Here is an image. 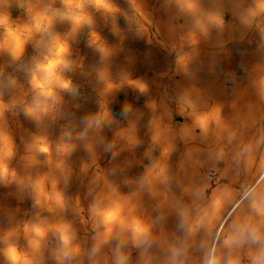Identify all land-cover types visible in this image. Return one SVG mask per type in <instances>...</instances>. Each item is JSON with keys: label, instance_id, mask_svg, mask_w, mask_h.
<instances>
[{"label": "clouds", "instance_id": "obj_1", "mask_svg": "<svg viewBox=\"0 0 264 264\" xmlns=\"http://www.w3.org/2000/svg\"><path fill=\"white\" fill-rule=\"evenodd\" d=\"M166 2L189 17L191 27L187 42L191 46L199 43L198 37L207 38L212 29L224 26L222 13L205 9L201 0ZM128 3L135 15L144 17L138 0H128ZM13 9L22 11L23 19L14 18ZM97 14L111 21V31L116 36L121 32L116 24L118 15L126 21L135 18L123 12L116 0H0V57H7L6 63L0 64V186H15L25 192L36 209L31 217H12L7 227H0L2 264H84L85 259L88 264H103L105 258L111 264H131L132 250L138 253V264H152L149 250L158 240L154 231L158 220L145 215L138 197L142 193L155 196L158 184H168V167L162 161L171 152V146L163 148L161 160L146 166L137 181H124L125 185H136L135 190L127 194L98 173L97 178L104 180V186L87 207V221L82 215L84 209L79 197L73 201L66 195L74 172L69 164L73 153L82 143L95 164L93 137L116 122L107 98L125 87L140 95L150 91L145 81L133 79L127 70L121 69L113 75L111 61L118 49L110 46L97 31ZM262 19L264 0H251L239 16L242 25L259 27L264 38ZM59 26H66V30L60 31ZM82 34H86V46L99 54V65L87 71L83 60L76 58L73 52V45L79 43ZM29 46L32 48L30 56L27 55ZM190 59L188 53L176 54V65L185 74ZM7 68L13 71L7 72ZM77 71L85 77L94 73L100 86L95 90L99 97L98 110L82 118L65 111L68 104L65 96L73 101L72 108H80L75 101L83 93L73 80ZM18 72L23 73L26 80H21ZM256 87L264 100V75L260 76ZM178 103L180 114L187 113L192 118L191 127L181 130L182 139H194L197 129L200 135L207 137L213 126L222 125L220 106L200 111L188 91L179 95ZM146 107L155 111L157 104L154 100L147 101ZM21 112L36 128L22 141V155L8 124L9 115L18 116ZM132 112V105L125 103L121 115L127 119ZM130 125L115 133L113 141L105 145V151L115 148L121 139L130 147L140 144L135 135V123L130 122ZM53 126L59 127L55 139L52 138ZM156 129L152 136L154 143L162 136L159 125ZM144 155L148 157L150 153L146 151ZM18 156L23 170L14 166ZM89 167L82 161L79 170L86 173ZM234 196L231 188L224 187L214 192L198 212L193 213L187 207L179 209L178 227L183 235L168 245L165 264H186L193 247L189 241L200 230L205 233L201 246L195 249L202 253L200 264H264V184L252 185L243 191L240 212L227 228L221 224L220 239L212 238V229ZM69 211L79 215L81 223H91L92 242L87 250L78 238L73 220L67 218ZM106 247L108 252L104 251Z\"/></svg>", "mask_w": 264, "mask_h": 264}, {"label": "bare ground", "instance_id": "obj_2", "mask_svg": "<svg viewBox=\"0 0 264 264\" xmlns=\"http://www.w3.org/2000/svg\"><path fill=\"white\" fill-rule=\"evenodd\" d=\"M116 3L129 17L135 18L126 21L118 15L116 24L121 32L116 36L112 34L111 21H105L97 14V31L110 46L118 49L112 57V73L115 76L121 69L127 70L133 79L145 81L150 91L140 95L125 87L107 98L116 122L94 135L95 164L82 143L73 153L69 164L74 172L66 195L73 201L79 197L84 209L82 215L87 221V207L104 186V180L97 178L98 173L118 186L121 193L127 194L134 191L136 185H125L124 181H137L144 174L137 173L143 163L153 159L157 150H160L157 160H161L163 148L171 146V152L162 161L168 167V184H158L155 196L142 193L138 197L145 215L158 220L154 229L158 240L149 250L152 264H165L168 245L183 235L178 227L179 209L187 207L193 213L198 212L207 205L214 192L231 188L235 196L212 229V238L218 240L221 224L227 228L243 207L240 204L243 191L249 186L264 184V100L256 87V82L264 75V38L255 24L249 28L239 20L251 0H201L205 9L219 10L225 23L222 29H212L207 38L198 37L199 43L195 46L187 42L191 27L189 17L181 14L174 5L167 4L166 0H138L144 17L134 14L128 0H116ZM12 14L14 18L20 16L23 19L22 11L13 9ZM261 27H264V19ZM59 30L65 31L66 26H59ZM73 52L76 58L83 60L85 71L99 65V54L86 46V34H82L79 43L73 45ZM177 52L188 53L191 57L187 74L176 65ZM27 55H32L31 46ZM6 61L7 57H0V64ZM6 71L11 73L13 69L7 68ZM16 74L26 80L23 73ZM73 80L81 86L83 96L75 101L80 104L79 109L72 108L73 101L65 96L68 102L66 113H74L77 118L95 113L99 99L95 90L100 87L95 74L85 77L77 71ZM184 91L191 93L200 111L220 106L222 125L213 126L207 137L200 135L197 129L193 133L194 139L181 138V130L192 124L187 113L180 114L178 97ZM152 100L157 104L155 111L146 107V102ZM125 103L133 108L127 119L117 114V109L122 112ZM130 122L135 123V135L140 144L130 147L121 139L115 148L105 151V145L113 141L115 133L120 128L130 127ZM8 124L22 155V141L36 131L35 125L25 119L22 112L18 116L9 115ZM156 125H159L162 136L154 143L152 136L157 130ZM58 134L59 127L53 126L52 138ZM146 151L150 156L144 155ZM114 152L118 154L113 155ZM82 161L90 165L86 173L79 170ZM14 166L23 170L19 156ZM35 211L25 192L15 186H0V227H7L12 217L27 219ZM67 218L73 220L78 238L87 250L92 242L90 221L81 223L80 216L71 211ZM204 235L200 230L189 241L193 247L186 264H200L202 253L195 249L201 246ZM104 251L109 249L106 247ZM138 260L137 251L132 250L131 264H138ZM84 264H88L87 259ZM103 264H111V261L105 258Z\"/></svg>", "mask_w": 264, "mask_h": 264}, {"label": "rangeland", "instance_id": "obj_3", "mask_svg": "<svg viewBox=\"0 0 264 264\" xmlns=\"http://www.w3.org/2000/svg\"><path fill=\"white\" fill-rule=\"evenodd\" d=\"M117 114L119 116H121V110L117 109ZM125 124L121 125L120 127L124 126ZM143 137L145 138V133H143ZM160 154V150H157L155 155H154V158L151 159V160H146L143 165L138 169L137 173H144L145 172V168L146 166L150 165V163H152L153 161L157 160V157L159 156Z\"/></svg>", "mask_w": 264, "mask_h": 264}]
</instances>
